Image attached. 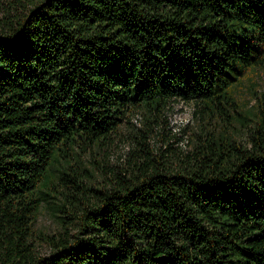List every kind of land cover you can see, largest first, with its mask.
<instances>
[{
	"label": "trees",
	"instance_id": "16d2710c",
	"mask_svg": "<svg viewBox=\"0 0 264 264\" xmlns=\"http://www.w3.org/2000/svg\"><path fill=\"white\" fill-rule=\"evenodd\" d=\"M257 68L264 0H0V264H264V92L237 95ZM176 98L247 142L208 131L177 159L85 162ZM44 209L57 233L36 235Z\"/></svg>",
	"mask_w": 264,
	"mask_h": 264
},
{
	"label": "rangeland",
	"instance_id": "374dc122",
	"mask_svg": "<svg viewBox=\"0 0 264 264\" xmlns=\"http://www.w3.org/2000/svg\"><path fill=\"white\" fill-rule=\"evenodd\" d=\"M264 92V68L250 72L238 88V103L249 108L255 93ZM240 120V119H239ZM231 133L243 143L248 134L239 121H230L225 115L215 114L209 117L202 104L195 100L172 99L160 114L139 110L126 118L113 142L97 152L84 156L86 163L100 164L107 171L114 168L124 171L130 167L134 155L142 158L149 156L159 161L177 159L182 154L192 152L200 136L206 132ZM95 185L104 184L102 175L93 181ZM36 235L39 232L57 233L60 230L58 219L44 209L34 225ZM37 250L49 254L51 248L35 236Z\"/></svg>",
	"mask_w": 264,
	"mask_h": 264
}]
</instances>
